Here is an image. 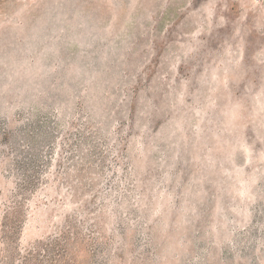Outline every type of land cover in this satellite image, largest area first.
I'll return each instance as SVG.
<instances>
[{
    "label": "rangeland",
    "instance_id": "374dc122",
    "mask_svg": "<svg viewBox=\"0 0 264 264\" xmlns=\"http://www.w3.org/2000/svg\"><path fill=\"white\" fill-rule=\"evenodd\" d=\"M0 264H264V0H0Z\"/></svg>",
    "mask_w": 264,
    "mask_h": 264
}]
</instances>
